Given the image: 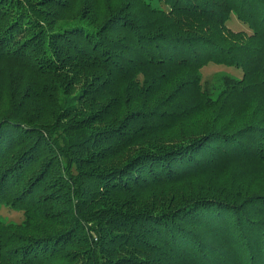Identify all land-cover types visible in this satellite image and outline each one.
<instances>
[{"label": "trees", "instance_id": "obj_1", "mask_svg": "<svg viewBox=\"0 0 264 264\" xmlns=\"http://www.w3.org/2000/svg\"><path fill=\"white\" fill-rule=\"evenodd\" d=\"M3 206L0 264H264V0H0Z\"/></svg>", "mask_w": 264, "mask_h": 264}, {"label": "rangeland", "instance_id": "obj_2", "mask_svg": "<svg viewBox=\"0 0 264 264\" xmlns=\"http://www.w3.org/2000/svg\"><path fill=\"white\" fill-rule=\"evenodd\" d=\"M227 26L231 28L234 31H240V30H245L247 32H251L248 25L241 22L235 14H232L229 20L227 21ZM203 76L204 79H207L210 77L213 73H217L220 71H224L225 73H230L234 76L240 77L242 75V70L231 67V66H226L223 64H215V63H209L203 68ZM0 218H5L8 220H13V221H21L23 219V213L17 209L10 208L7 206H3L0 208Z\"/></svg>", "mask_w": 264, "mask_h": 264}]
</instances>
